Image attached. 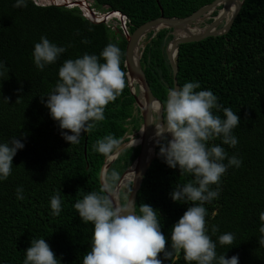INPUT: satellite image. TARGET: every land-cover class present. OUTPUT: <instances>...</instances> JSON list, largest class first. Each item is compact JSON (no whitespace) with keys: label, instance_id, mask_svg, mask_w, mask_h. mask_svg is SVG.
Returning <instances> with one entry per match:
<instances>
[{"label":"trees","instance_id":"16d2710c","mask_svg":"<svg viewBox=\"0 0 264 264\" xmlns=\"http://www.w3.org/2000/svg\"><path fill=\"white\" fill-rule=\"evenodd\" d=\"M93 1L100 11L124 13L129 32H133L160 16L161 7L166 16L183 17L213 0ZM15 2L0 0V63L4 65L0 69V144L17 137L24 147L13 158L10 176L0 180V264H23L32 239L40 238L50 245L60 264H83V256L91 248L94 225L80 219L74 204L92 192L108 198L100 182L107 156L98 153L95 145L107 135L121 143L129 130L140 128L142 117L126 74L125 88L106 106L104 120L96 122L90 133H82L79 144L70 145L45 106L46 95L55 88L65 60L84 54L99 56L108 44L120 48V67L126 73L127 40L122 28L116 30L106 21L91 20L79 6L26 0L27 7L16 8ZM170 30L161 29L146 45L141 58L151 89L163 104L168 90L174 87L165 52L172 38ZM42 36L66 49L43 71L36 68L32 56ZM85 40L88 43H83ZM178 65L180 88L198 82L200 88L196 91L211 90L222 105L219 110L213 109L214 114L225 119L223 108H230L240 118L232 132L238 140L235 147L223 144L222 138L209 142V146L223 147L228 157L236 156L241 165L227 169L220 180L218 197L203 205L207 234L216 243L218 256H238V264H264V246L259 244V214L264 212V0H245L228 33L181 44ZM138 152L139 146L124 148L112 162L107 171L110 189ZM113 171L118 174L115 179ZM192 179L190 174L180 175L178 166L168 167L158 156L141 183L136 213L142 203L158 210L169 247L172 226L192 206L191 202H174L170 193ZM18 187L23 189V199H17ZM128 187L130 190L131 183ZM216 187L211 186L213 190ZM57 193L61 197L59 216L53 215L50 207L51 197ZM120 198L124 205L123 191ZM213 226L218 228L215 234ZM225 233L234 234L233 245L219 244L218 237ZM159 258L162 264H189L183 252L169 260L163 254Z\"/></svg>","mask_w":264,"mask_h":264},{"label":"clouds","instance_id":"9594fccd","mask_svg":"<svg viewBox=\"0 0 264 264\" xmlns=\"http://www.w3.org/2000/svg\"><path fill=\"white\" fill-rule=\"evenodd\" d=\"M13 6L27 7V2L16 0ZM65 51L64 47H58L42 36L34 46L33 62L37 69L43 71L46 65L55 63ZM120 65V48L108 44L99 56L84 54L81 58L67 59L59 68V79L53 91L46 95L45 106L50 110L51 118L58 122L62 137L70 145L79 144L82 133H90L96 122L103 121L106 106L122 94L126 73ZM3 67L0 63V69ZM199 88L198 82H188L178 90L169 89L163 105V122L155 125L156 135L160 138L157 141L159 157L172 169L178 166L180 175L190 174L194 177L183 186L177 185L170 193L174 202L188 205L191 202L192 205L172 226L170 247L161 229L158 210L151 205L140 204L137 214L132 201L123 207H113L106 196L92 192L74 204L80 219L94 225L91 248L83 256V264H162L160 254L169 260L181 252L189 264H238V256L225 258V254L217 255V245L207 234V212L203 205L218 197L220 180L227 169L241 165V160L236 156L228 157L223 147L209 146L210 141L222 138L223 144L235 147L238 140L232 132L240 124V118L230 108H223L225 119L214 114L213 109L222 108L217 96L211 90L196 91ZM153 108L160 111L161 106L154 103ZM119 144V139L107 135L97 141L95 149L108 156ZM23 147L24 144L17 137L0 144V180L10 176L13 158L17 150ZM225 159L228 160L227 164L223 163ZM112 177L115 179L118 174L113 171ZM212 185L217 186L215 190L211 188ZM16 192L17 199H23V189L18 187ZM50 207L52 214L59 216V193L51 197ZM259 220L262 222L259 244L264 246V212L259 214ZM217 231L218 228L213 226L212 233ZM234 240L233 233L218 237L221 246L233 245ZM25 253L23 264H60L44 238L32 239Z\"/></svg>","mask_w":264,"mask_h":264},{"label":"water","instance_id":"95a60500","mask_svg":"<svg viewBox=\"0 0 264 264\" xmlns=\"http://www.w3.org/2000/svg\"><path fill=\"white\" fill-rule=\"evenodd\" d=\"M244 2L245 0H213L212 2L200 6L191 14L183 17L166 16L161 7L160 16L137 26L133 32H129L127 26L128 17L119 10H107L102 12L96 9L94 5L92 6V3L88 1L87 9L90 10V12L87 13L80 2L72 4L65 2H48V4L65 5L70 7L79 6L85 16L96 22L106 21L108 20L107 17H109V15L115 13H118L124 18L122 21V29L127 40L125 58L126 74L131 93L135 98L136 106L140 110L142 123L140 128L132 134L131 137L114 148L113 152L105 158V162L102 166L100 182L113 207H123L127 205L129 201L134 202L136 205L137 195L143 178L152 164V161L159 156V152H156V147L158 146L157 141L160 138L156 135L157 129L155 125L158 122H163L164 104L154 95L142 66L141 58L146 45L161 29H171L170 34H172V38L167 42L165 52L174 80L173 89L178 90L180 88L177 78L180 45L192 41H200L209 36L228 33ZM137 85L139 88V94L136 91ZM154 103L160 104V111H156L153 108ZM132 146H139L138 155L124 170L116 185L110 189L107 180V171L109 167L124 148ZM132 169L135 171V174L133 178L127 179L128 172ZM128 183H131V187L126 202L123 205L120 196L124 187H126Z\"/></svg>","mask_w":264,"mask_h":264},{"label":"rangeland","instance_id":"374dc122","mask_svg":"<svg viewBox=\"0 0 264 264\" xmlns=\"http://www.w3.org/2000/svg\"><path fill=\"white\" fill-rule=\"evenodd\" d=\"M40 4H44V3H47L48 4V2L47 1H44V0H37ZM91 3H92V6L94 5V1L93 0H89ZM75 2H79V1H74V2H66V3H75ZM88 2V1H87ZM69 5V4H68ZM96 9H98L97 7H96ZM102 12H104V11H102ZM124 19V18H123ZM106 22L107 23H109V24H111L112 26H113V28H115L116 30H118V27H120V28H122V26H123V24H122V19H120V18H118V17H110L108 20H106ZM145 40V39H144ZM136 86V85H135ZM136 91H137V93L139 94V88H138V85H137V87H136ZM137 111H135V113H136ZM136 131H132V130H129V132H127L126 134H125V136H124V138L121 140V142H123V141H125L126 139H128L129 137H131L132 136V134H134ZM170 137L168 136V139H169ZM129 184V183H128ZM128 194H129V187H128V185L126 186V187H124V189H123V195H124V197H125V199H127V196H128Z\"/></svg>","mask_w":264,"mask_h":264},{"label":"bare ground","instance_id":"6f19581e","mask_svg":"<svg viewBox=\"0 0 264 264\" xmlns=\"http://www.w3.org/2000/svg\"><path fill=\"white\" fill-rule=\"evenodd\" d=\"M44 1H47V2H65V3L68 2V1H69V2L79 1L80 4L82 5V7L84 8V10H85L87 13L90 12V10L87 9V6H88V2H87V1H89V0H44ZM70 4H71V3H70ZM110 17H118V18L122 19V21H123V18H122L118 13L111 14V15H109V17H107V18L109 19ZM169 137H170V136H169ZM170 139H171V137H170ZM134 174H135V171H133V169L130 170V171L128 172L127 179H131V178H133Z\"/></svg>","mask_w":264,"mask_h":264},{"label":"built area","instance_id":"2783aa9c","mask_svg":"<svg viewBox=\"0 0 264 264\" xmlns=\"http://www.w3.org/2000/svg\"><path fill=\"white\" fill-rule=\"evenodd\" d=\"M37 3H39L37 0H36Z\"/></svg>","mask_w":264,"mask_h":264},{"label":"flooded vegetation","instance_id":"af4514ba","mask_svg":"<svg viewBox=\"0 0 264 264\" xmlns=\"http://www.w3.org/2000/svg\"><path fill=\"white\" fill-rule=\"evenodd\" d=\"M210 21V20H209Z\"/></svg>","mask_w":264,"mask_h":264}]
</instances>
